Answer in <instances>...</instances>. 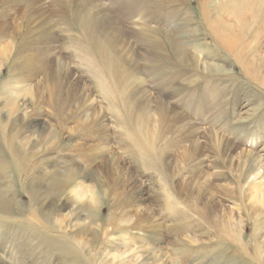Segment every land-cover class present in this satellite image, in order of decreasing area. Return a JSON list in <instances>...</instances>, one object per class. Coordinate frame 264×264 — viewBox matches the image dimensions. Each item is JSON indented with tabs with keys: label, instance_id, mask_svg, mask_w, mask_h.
Listing matches in <instances>:
<instances>
[{
	"label": "rangeland",
	"instance_id": "1",
	"mask_svg": "<svg viewBox=\"0 0 264 264\" xmlns=\"http://www.w3.org/2000/svg\"><path fill=\"white\" fill-rule=\"evenodd\" d=\"M215 13L0 0V264H264V18Z\"/></svg>",
	"mask_w": 264,
	"mask_h": 264
},
{
	"label": "bare ground",
	"instance_id": "2",
	"mask_svg": "<svg viewBox=\"0 0 264 264\" xmlns=\"http://www.w3.org/2000/svg\"><path fill=\"white\" fill-rule=\"evenodd\" d=\"M194 1L202 7H204L205 4H208V7H211L216 11L215 15L217 17H215L216 21H213L212 23L213 28H211V31L214 34L212 38L214 41L213 43L219 45H224L227 43L229 44L236 41L238 39L237 34L243 32L246 33L250 30H248V28L257 27L264 18V0ZM162 39L163 40H161V42H163V45L165 47L169 46L175 49L174 54L177 58H185L183 50L174 47L173 43L169 40L167 35H162ZM75 179L76 178L71 173H66L62 177L53 178L51 180V186H53V190H55L56 192L55 196L60 195L61 190L72 187ZM3 200L4 198L2 199V196L0 195V216L5 218L11 217L10 219H12L15 212L13 209V205Z\"/></svg>",
	"mask_w": 264,
	"mask_h": 264
}]
</instances>
